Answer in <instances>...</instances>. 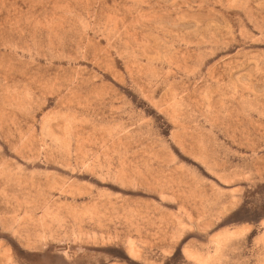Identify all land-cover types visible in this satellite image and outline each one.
I'll use <instances>...</instances> for the list:
<instances>
[{"label":"rangeland","instance_id":"rangeland-1","mask_svg":"<svg viewBox=\"0 0 264 264\" xmlns=\"http://www.w3.org/2000/svg\"><path fill=\"white\" fill-rule=\"evenodd\" d=\"M0 264H264V0H0Z\"/></svg>","mask_w":264,"mask_h":264}]
</instances>
